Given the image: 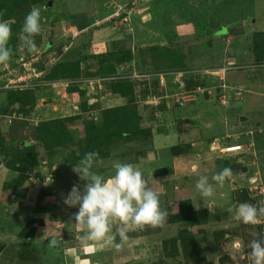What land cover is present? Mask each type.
<instances>
[{"label": "rangeland", "instance_id": "374dc122", "mask_svg": "<svg viewBox=\"0 0 264 264\" xmlns=\"http://www.w3.org/2000/svg\"><path fill=\"white\" fill-rule=\"evenodd\" d=\"M63 1L66 3L67 0H0V21H7L12 27L8 47L13 51L7 66L0 65V86L13 83L9 89L0 92L9 91V98L14 99L13 94L17 91L33 92L36 96L39 89L48 90L39 96L46 99L48 105L37 107L26 120L13 117L9 123L7 118L0 117V129H7V132H0V151L23 140L28 145L8 153V175L0 206L1 221L10 219L13 229L18 230L17 236L23 240L16 264H39V255L44 259L48 252L56 248L49 246L51 239L59 242L60 237L69 236L64 230L65 221L73 216L74 207L65 205L64 198L73 185H79L83 191L87 183L72 171L85 153L98 151L104 163L94 170L109 176L114 173L111 167L113 161H134L148 148V128L142 124V117L133 100L153 97L157 106L162 107L158 97L165 94L167 86L176 101L179 96H184L179 102L188 106L193 99L188 97V92L197 86L214 87L218 106L222 100L223 83L225 91H238L243 98L248 93L249 83L257 80L264 86V0H97V5L89 4L84 9L90 14L89 24L92 23V27L88 24L85 27L90 28L83 33L74 28L71 38L76 40L92 29L110 26L126 36L129 44L126 49L121 44H113L100 55L82 54L85 43L90 40L88 35L81 42L83 48L77 56L67 59L66 63L56 60L61 53L60 44L48 53H43L41 49L37 53H29L22 45L20 33L31 7L36 5L40 8L42 22L48 17L45 8ZM116 10L119 15L127 12L126 23L111 17ZM135 35L139 41L133 40ZM34 39L39 48L40 34ZM13 58L14 65H11ZM88 59L95 64L94 72L88 71ZM228 61L242 67L225 74L221 83L215 76L205 73V70ZM44 68L48 72L39 75L37 72ZM131 74L140 76L131 78ZM24 75V86L14 83ZM93 75L107 79L106 85L125 97V105L116 107L118 109H113L111 113L102 114L106 110L102 109L97 114L93 111L97 109V104L89 103L85 98L80 106L81 99L70 103L71 92L87 87V83L79 81ZM176 76L179 83L176 81L175 84L171 78ZM161 77L167 80L166 85L160 83ZM60 88L63 92H59ZM200 92H204V99L209 98L208 91ZM260 101V108L264 110V96ZM222 102L228 104L225 100ZM19 106L17 103V109L10 112L20 113ZM150 106H155V103ZM78 109L81 113L71 114ZM145 117L149 120L152 114ZM258 134L254 131L252 145L255 149H261L263 144ZM259 149L252 171L264 181V153ZM236 161L229 156L223 159L224 167H230L244 176L239 180L241 188L238 191L241 194L238 203L261 206L264 197L245 192L249 175L245 173L243 163ZM215 199L214 195L209 202ZM191 206L188 200L180 201L174 213L167 211L161 226L138 231L142 235L153 236L143 256V264H231L224 262L222 257L224 242L236 239L235 235L243 241H249L251 237L264 239V218L255 225H242L228 211L227 219L223 207L214 209L210 205L208 211L194 210ZM227 224L233 226L222 229ZM220 241H223L221 246ZM242 261L241 264H251L250 258L245 257Z\"/></svg>", "mask_w": 264, "mask_h": 264}, {"label": "crops", "instance_id": "0c3cea01", "mask_svg": "<svg viewBox=\"0 0 264 264\" xmlns=\"http://www.w3.org/2000/svg\"><path fill=\"white\" fill-rule=\"evenodd\" d=\"M71 1V4L67 0L66 3L63 1L59 5L51 4L48 9L45 8V11L48 10L46 11L48 12V17H45L41 22V43L39 46V49L43 53L52 51V47L60 44L62 49H60L61 53L56 60L60 63H66L67 59H74V56H77L78 51L83 48L81 42L84 38H88V35L90 36V40H87L85 43L86 48L83 49L82 54L88 56L100 55L105 53L113 44H121L122 48L126 49L125 47L129 45L126 36L118 29L112 30L108 25V27L92 29L88 34L85 33L79 37V39H72L70 33L74 28L83 33L86 28L92 27V23L89 24L90 14L84 9H87L89 4L97 5V0ZM57 12L61 13V15H56ZM59 18L61 20L57 21L56 19ZM88 24L89 26L85 27ZM79 27L84 28L78 29ZM133 40L139 41L136 35L133 37ZM88 60L90 62V64H87L89 65L88 71L94 72L95 64L92 62L93 60ZM11 65H14V58ZM23 65L25 66V64ZM47 72L48 70L44 68L37 73L45 75ZM160 79V83L166 85L167 80L163 77ZM171 79H174L175 84L179 81L177 76ZM20 81L25 82L26 75L19 76L16 82ZM80 82L87 83V87L85 90L76 88L74 92H71L70 103L73 104L76 99H81L80 106L82 99L85 98L89 103L97 104V109L93 110L97 114L102 109H111L125 105V97L121 93L111 90V87L106 85L108 83L107 79L93 75L80 80ZM219 82L221 83L222 81ZM11 83L13 82L0 86V90L9 89ZM223 87L220 98L227 101V105L223 104L221 100L217 106L215 103L216 95L214 94L216 91L214 87L204 88L208 91V99L202 97L204 92L197 93L196 97L186 107L179 106V103L176 102V98L173 96L174 94L169 93L167 90V86L164 88L165 94L158 97L163 103L162 107L157 106V100L153 97L151 99L133 100L134 104H136V110L142 117V124L148 128L149 139L148 148L143 152L142 156L130 163L138 165L146 176L152 177L150 183L159 193L161 207L166 208L167 211L174 213L176 205L183 200L190 201L191 207L194 210H208L209 206L213 205L214 209H222L223 207L227 212V208L230 205L238 204L240 200L238 196L241 194L238 191L241 188H239V180L243 179L244 176L243 174H238L236 171H232L231 179L227 180L223 187H217L215 193L216 199L212 200L214 202H209V198H202L195 189L198 176L191 171L193 163L199 166V174L207 175L211 180V176L224 167L223 159L227 156L236 158L237 163H243L246 170L245 173L249 175L246 178L247 185L244 188L247 195L262 196L260 193L253 191L252 182L263 185L264 181H262L259 175L255 176L256 173L252 171L255 164L254 159L257 158L258 154L257 149H259L257 146V149H255L252 144L253 134L256 131V133H259L257 135L258 139H262L261 141L263 142L259 150L262 154L264 153V110L260 108V99L264 96V86L257 82V80L249 83L248 93L244 98L238 91L236 93L225 91L226 86L224 83ZM46 91L48 90L39 89L35 96L37 103L32 109L27 110L26 113L28 115L13 110L10 112L11 109H17V103H15L10 111L6 113L7 115H0V117L7 118L9 123L14 118L16 120H26L29 118V114H34L33 112L37 107L48 105L46 99L44 100V98L39 97ZM59 92H63V89L60 88ZM6 94L7 92L5 91L0 92V107L7 102ZM241 96L242 98L239 99ZM152 103H155V106H150ZM236 103H238V106H235ZM79 113H81L79 109L78 112H71L72 115ZM150 114H152V117L147 120L145 116L149 117ZM75 122L74 125H76ZM3 131L7 132V129H0V132ZM211 142H217L219 148L240 145L242 151L229 154L211 151L209 149ZM19 143L21 142H15L14 145L18 146ZM178 148H183L184 151L175 152ZM251 155L253 158H250ZM7 175L6 159L4 154L0 152V206L1 201L4 200L3 186ZM229 202L231 204L228 206ZM77 211L78 207H74L73 213L75 214ZM74 214L68 221H65L64 230L69 236L62 239L60 237L56 248L48 252L44 256V259L39 255V264H143L145 260L143 256H145L148 243L153 236L149 234L142 235L138 231H130L129 236L131 241L129 245L119 251L115 248H103L92 242L85 243L82 230L74 224ZM227 215H229L228 212L225 217L229 219ZM217 224H219V221ZM241 224L246 225L244 223ZM230 226L232 227L233 224L224 225L222 229L227 230V227ZM16 231L13 229L10 219H5L2 222L0 218V264H16L17 262L23 240L17 236ZM235 236L234 238L236 239L230 240L229 243H226L228 241L223 243L224 250L222 251V257L224 258V262L241 264L243 262L242 259L245 257L249 258L248 253L250 248L248 245L254 238L251 237L249 241H243L239 239L240 237ZM221 242L223 241H220V246Z\"/></svg>", "mask_w": 264, "mask_h": 264}, {"label": "clouds", "instance_id": "9594fccd", "mask_svg": "<svg viewBox=\"0 0 264 264\" xmlns=\"http://www.w3.org/2000/svg\"><path fill=\"white\" fill-rule=\"evenodd\" d=\"M41 19L40 8L33 5L21 27L20 39L29 53L39 51L34 38L41 33ZM11 36V25L0 21V65L7 64L12 58L13 51L8 47ZM103 163L98 151L84 154L72 171L87 183L83 191L79 185H73L64 203L68 207H78L74 224L82 230L85 243L119 251L129 245L130 231L159 227L168 213L161 207L159 193L150 183L152 177L146 176L138 165L113 161L114 173L105 176L94 170ZM198 168L193 163L191 171L198 176L195 189L202 198L213 197L217 187H223L233 174L230 167H224L210 180L209 176L199 174ZM227 211L244 224L255 225L264 218V204L257 207L246 202L238 203L230 205ZM56 245V239H51L49 246ZM248 247L251 264H264V239H253Z\"/></svg>", "mask_w": 264, "mask_h": 264}, {"label": "built area", "instance_id": "2783aa9c", "mask_svg": "<svg viewBox=\"0 0 264 264\" xmlns=\"http://www.w3.org/2000/svg\"><path fill=\"white\" fill-rule=\"evenodd\" d=\"M118 10L113 12L111 17L112 18L116 17V19H119L121 21V23H126L128 20V18L126 17L127 12L125 14L119 15ZM241 67H242L241 65H239L238 63H236L234 61H228L227 63H225L221 66H217L211 70H205V73L215 76V78L219 81H223L225 74H227L230 71L237 70ZM130 76H131V78H134V77H138L140 75L131 74ZM28 77L30 78V76H28ZM14 83H17V82H14ZM18 83H21L22 84L21 86H24L23 84L26 82H18ZM203 90H205L203 87L197 86L193 91L188 92L187 95H188V97H191L194 99L196 97V94L199 93V91H203ZM177 96L178 95H176V97ZM183 99H184V96H179V99L176 102L179 103L180 106H186L187 105L186 103L179 102L180 100L182 101ZM222 101H223V99H222ZM209 149L211 151H219L220 153H224V154L236 153V152L242 151L240 145H231V146H225L223 148H219L217 142H211ZM252 185H253V191L260 193L262 196H264V186L262 184H255V182H252Z\"/></svg>", "mask_w": 264, "mask_h": 264}, {"label": "trees", "instance_id": "16d2710c", "mask_svg": "<svg viewBox=\"0 0 264 264\" xmlns=\"http://www.w3.org/2000/svg\"><path fill=\"white\" fill-rule=\"evenodd\" d=\"M6 95H7V102L5 105L0 107V115H2V116L6 115V113L10 111V109L12 108V106L15 103H18L20 105L19 107H21L20 111L22 114H25V110L27 111L28 109H31L32 107H34V105L36 103V98H35L33 92H26V91L14 92L13 97H12L14 99L9 98V91ZM113 109H118V108L106 109V110L102 111V114L103 113H111ZM148 137H149V131H148ZM27 147H28L27 143H25V141H22L21 143H19L18 146L17 145L16 146H9L7 148H4L2 151H0L5 156L6 165L8 163V153L9 152H14L17 149H22V148L24 149ZM176 150H175V152H176Z\"/></svg>", "mask_w": 264, "mask_h": 264}]
</instances>
